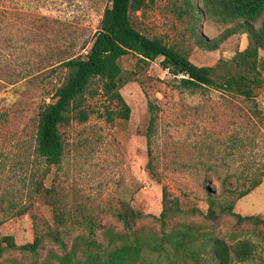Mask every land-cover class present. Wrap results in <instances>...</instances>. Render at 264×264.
I'll return each mask as SVG.
<instances>
[{
	"label": "rangeland",
	"instance_id": "obj_1",
	"mask_svg": "<svg viewBox=\"0 0 264 264\" xmlns=\"http://www.w3.org/2000/svg\"><path fill=\"white\" fill-rule=\"evenodd\" d=\"M172 2L154 0L130 11V18L140 32L162 38L199 66L229 60L247 45L246 34L238 33L216 50L199 48L188 17L177 18ZM109 4L110 0H0V236L12 235L16 244H23L46 224L55 227L51 206L33 192L36 179L56 190L66 211L65 223L58 225L66 250L75 234L87 233L82 223L87 217L94 220L97 241L106 245L104 230L122 228L115 215L122 202L147 214L136 227L159 233L154 216L160 213L165 186L181 207L166 229L191 223L228 243L245 238L256 243L264 257V227L238 223L232 214L219 212L220 205L234 200V212L264 218V174L258 186L236 197L247 187V176L264 167V86L256 96L261 110L256 117L240 97L211 88L179 87L178 80L161 68L160 57L136 63L137 57L128 54L119 63L133 76L120 88L129 117L115 113L120 109L116 100L100 91L92 95L100 86L95 78L86 92L87 120L59 126L61 161L47 166L36 155L38 111L44 101L53 100L66 75L58 64L84 56ZM219 31L202 20L198 32L212 38ZM149 103L155 118L148 145ZM107 111L113 112L111 119ZM209 197L216 202L211 208L219 214L217 219L206 216ZM196 242L201 244L202 239ZM208 246L205 242L207 250ZM64 252L44 238L36 253L5 249L0 264H59L55 255ZM249 262L264 264L257 256ZM200 263L217 264V260L206 251Z\"/></svg>",
	"mask_w": 264,
	"mask_h": 264
},
{
	"label": "trees",
	"instance_id": "obj_2",
	"mask_svg": "<svg viewBox=\"0 0 264 264\" xmlns=\"http://www.w3.org/2000/svg\"><path fill=\"white\" fill-rule=\"evenodd\" d=\"M154 0H110L104 9L93 40L83 57L68 58L58 65L66 69V75L53 92V100L43 102L38 111L35 132V153L47 166L58 164L63 155V140L59 126L71 120L84 122L88 111L84 108L86 92L93 79L100 81L99 91L110 100H116L120 109L115 113L124 119L129 117L130 107L120 93V88L133 78L132 72L125 73L119 59L131 54L137 57L136 63H148L160 57V66L178 80V86L191 91L211 88L223 94L240 97L249 104L252 113L259 117L256 96L264 86V0H173L177 18L188 17L190 30L195 44L205 50H216L220 44L234 34H246L247 45L237 51L229 60H220L214 66L194 64L188 55L168 45L157 36H147L140 32L130 18V11H138ZM208 20L220 29L212 38L198 32L201 21ZM150 122L146 131L149 145L152 124L155 118L152 105L148 104ZM109 119L113 112H106ZM253 170V169H252ZM247 176V187L239 190L236 197H242L258 186L264 174V167L253 170ZM33 192L42 196L54 213L55 227L46 224L40 233H35L31 242L16 244L12 235L0 236V254L5 249H18L36 253L44 238H49L65 249L64 254L55 255L59 264H201L203 254L208 251L217 264H252L255 256L261 263L264 257L256 250L257 244L241 238L233 242L212 236L191 223L172 225L166 229L168 220L181 211L177 197H170L162 186V206L158 216L161 229L157 233L136 227L137 220L145 217L143 212L122 202L115 215L122 228L115 231L108 227L104 230L107 244L98 242L94 236V220L85 222L87 233L73 236L66 250L58 228L65 223L66 211L61 208L53 187H45L42 180L33 182ZM207 217L217 219L219 214L212 210L216 203L208 198ZM222 214H232L236 222L249 223L264 227V218L258 215H241L234 212V200L219 206ZM59 225V226H58ZM202 239L201 244L196 241ZM208 242V250L205 247ZM155 256L156 262L146 260Z\"/></svg>",
	"mask_w": 264,
	"mask_h": 264
}]
</instances>
